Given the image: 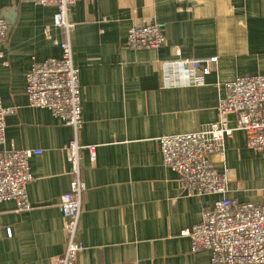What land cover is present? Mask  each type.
Returning a JSON list of instances; mask_svg holds the SVG:
<instances>
[{"label": "crops", "instance_id": "crops-1", "mask_svg": "<svg viewBox=\"0 0 264 264\" xmlns=\"http://www.w3.org/2000/svg\"><path fill=\"white\" fill-rule=\"evenodd\" d=\"M55 5L0 0L11 25L0 47V100L8 115L0 148L39 149L30 159L32 209L0 203V264H53L66 248L60 198L72 179L64 147L72 128L46 108H32L26 74L34 62L62 53ZM74 61L80 67L83 196L77 264H212L182 235L220 196L189 195L163 164L159 137L199 131L218 120L226 83L264 75V0H78L70 10ZM165 24L161 48L130 49L137 22ZM218 58L200 85L187 82L179 59ZM245 131L225 142L219 171H231L226 197L264 203V151Z\"/></svg>", "mask_w": 264, "mask_h": 264}, {"label": "built area", "instance_id": "built-area-1", "mask_svg": "<svg viewBox=\"0 0 264 264\" xmlns=\"http://www.w3.org/2000/svg\"><path fill=\"white\" fill-rule=\"evenodd\" d=\"M40 5H55L54 25L62 29V53L34 62L26 74L27 99L32 108H46L62 123L70 126L73 136L64 147L71 174L70 190L60 198L66 248L53 264H77L83 246L78 238L83 196L88 186L82 177L81 153L89 150L90 161L97 158L96 145L83 146L79 131L83 126L80 67L74 61L71 43L73 22L70 10L78 0H17ZM165 24L137 22L128 32L130 49H158L164 46ZM10 23L0 14V47L9 36ZM1 49V48H0ZM218 58H181L179 64L188 84L200 85L209 72L217 71ZM221 98L218 120L199 131L163 135L159 148L163 164L177 173V181L189 195H220L202 211V220L181 234L190 238L192 250L212 252V264H264V203H238L227 198L231 171H219L211 162L214 153L224 157L225 142L236 131H245L246 145L264 151V75L241 76L226 83ZM16 107H7L0 100V145L6 142L7 116ZM39 149L0 148V203L13 200L17 211L30 210L28 183L32 180L30 159L41 154Z\"/></svg>", "mask_w": 264, "mask_h": 264}]
</instances>
